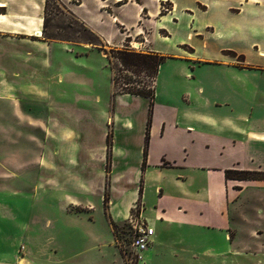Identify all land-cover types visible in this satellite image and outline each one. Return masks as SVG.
I'll return each mask as SVG.
<instances>
[{
    "label": "rangeland",
    "instance_id": "rangeland-1",
    "mask_svg": "<svg viewBox=\"0 0 264 264\" xmlns=\"http://www.w3.org/2000/svg\"><path fill=\"white\" fill-rule=\"evenodd\" d=\"M0 2L5 3L0 9L22 10L27 15L32 13L34 3L39 6V14L35 8L32 20L22 19L30 21L27 27L34 26L37 15L44 16L43 0ZM175 2L174 14L157 20V37L152 46L166 59L157 72L151 108L144 98L120 94L125 85L136 87L149 82L142 73L124 70L115 59L118 50L147 54L151 52L148 44L143 45V38L133 35L131 44H123L121 49L102 48L100 38L75 16L78 10H89L99 0H86L84 6H80L81 0H48L44 35L56 40H44L42 31L38 38L0 33V244L6 252L19 249L21 254L24 244L28 252L32 244L21 239L20 234L29 232L40 237L35 240L37 245L43 244L41 253L35 256L36 264H76L67 262L76 253H89L82 264L92 258L112 264L113 254L115 264H123L127 258L118 244L127 245V219L140 208V217L155 231L156 241L148 245L144 251H148L147 257L143 252L137 264H264L263 185H244L238 200L241 205L229 206V222L222 227L156 218L158 206L154 202L158 194L151 189L146 192V206L140 200V192L125 219L111 215L121 206H110L108 210L109 199L119 204L116 188L128 194L136 189L139 149L142 145L143 150L145 145L141 144L143 129L147 124L151 126L154 111L160 114L163 107L173 108L178 111L177 122L183 118L195 121L196 96L193 92L191 98L182 96V89L200 83L209 86L212 96L233 102L231 108L225 109L206 105L199 98L196 110L210 116L213 123L220 124L232 109L245 126L264 130V0ZM171 6L169 1L160 3L157 15L166 13ZM143 22L147 34L153 22ZM43 43L48 44V52ZM134 43L140 44V48L132 50ZM66 46L74 52H66ZM90 49L95 51L86 57H75V53L79 56L82 50ZM101 58L108 62L110 80L99 66V62L103 63ZM73 60L85 68L83 73L81 67L72 64ZM223 61L242 69L226 66ZM56 65L83 74L89 84L84 88L92 97L98 94L108 102L110 88L113 96H122L115 100L113 111H106L109 179L105 181L102 199L95 190L91 191L92 184L98 181L87 178L89 172L96 176V164L89 157L80 158L79 151L68 154L72 158L66 166L69 176L58 172L54 174L53 187L48 183V141L68 138L58 130L57 123L48 120V93L61 97L58 90L66 87L54 80ZM92 72L96 75L92 76ZM212 96L207 98L212 100ZM70 97L62 98L63 102L71 101ZM85 104L91 106L87 101ZM98 106L106 108L103 103ZM113 145L121 153L113 157L110 166ZM72 151L75 152L74 146ZM174 174L173 169H162L165 203L177 193L169 184ZM76 183L84 185V190H90L92 195L76 190ZM196 183L201 184L199 180ZM67 197L77 202L73 206L79 208L66 210ZM46 257L47 262H43ZM120 257L125 260L123 263Z\"/></svg>",
    "mask_w": 264,
    "mask_h": 264
},
{
    "label": "crops",
    "instance_id": "crops-1",
    "mask_svg": "<svg viewBox=\"0 0 264 264\" xmlns=\"http://www.w3.org/2000/svg\"><path fill=\"white\" fill-rule=\"evenodd\" d=\"M168 1L172 4L171 9L166 13L157 15L156 10H158L160 3ZM1 4L4 5L5 3L0 2ZM43 4L44 0L41 8H43ZM85 4L86 0H81L80 6ZM94 5L89 10H78L75 16L100 38L102 48L108 50L121 49L123 44H131L130 39L134 35V37L143 38V45L148 44L151 52L145 53L160 55L152 46L153 40L157 37V20L164 17L165 14H174L175 0H99V4L95 3ZM32 8V13L28 15L22 10L14 12L1 8L0 33L25 34L37 37L36 32H39L40 35L42 17L36 16V22L32 23L34 24L33 27H27L30 21L22 20L24 18L31 19L35 8H38L36 13L39 14V6L34 3ZM143 20L153 22L151 30L147 34H145ZM41 45L48 52V44L43 43ZM79 47H81V44H79ZM66 48V52L69 49L72 50L71 46L69 48L66 46ZM93 49L82 50L84 52L79 56L75 53V57H86L95 51ZM72 51L74 52V50ZM85 52H88V54H85ZM101 59L103 63L99 62V66L106 73V78L110 80L108 62L103 58ZM71 62L76 65V68L81 67V72H84L85 68L83 66H78L74 60ZM223 63L226 66H233L232 68L242 69V66L237 64L225 61ZM54 67V80L57 84L62 85L65 83L66 87L61 88L60 91L58 90V94L62 95L61 97L54 93H48V99L50 100V104H48V120L57 123L58 130L61 129V134L67 135L68 138H50L51 140L48 141V183L53 187L55 173L63 172L65 176H69L66 166L72 161V158L68 154L79 151L80 158L89 157L92 164H96V176L94 174L91 175V172H89L87 178H95L98 181V183L92 184L93 190L91 191L95 190L94 192L97 195H101L100 198L102 199L105 192V181L109 179V174L106 170L109 160L106 143V128L109 118L106 111L107 108L113 111L115 100L122 96H113L110 88L108 102L98 94L92 97L89 95V91L87 92L85 89L89 84L87 85V80L83 74L80 75V72L78 74L75 69L65 68L63 65H60L59 68L57 65ZM95 75L92 72V76ZM48 81H50L49 78ZM192 92L196 96L194 102L196 107L194 111L192 110L194 115L196 111L194 122L186 121L184 118L181 119V122H177L178 111L173 108L163 107V111L160 114L154 111L152 124L148 128L146 158L143 167L142 145L139 149L136 189L128 194V192L125 193L124 191L118 192L116 188L115 194L120 196L119 204L117 205V203L115 204L113 200L109 199L108 210L110 212V206H121V208L120 210L111 211L112 216L122 215V219H125L135 202L139 199V189L141 188L140 200L144 203L143 206H146L147 189H151L153 193L158 194L154 203L155 206H158L156 218L160 220L169 222L172 219H179L185 223L197 226L222 227L229 222V206L241 205L238 200L244 185L264 186L263 180L239 181L226 179L224 176V171L226 170L264 172V166H262L264 164V130L257 129L251 125L245 126L239 119L238 114L233 113L234 110L232 109L229 110L231 112L230 115H225L224 120L222 118V121L219 122L220 124L213 123L210 116L199 114L198 110H196L199 98L200 101L203 99L206 105L210 104L225 109L231 108L233 102L227 98L220 99L212 96L209 92V86L200 83H194V86L182 89L181 94L191 98ZM231 93L237 95L235 92ZM69 95L71 96V101L66 100L63 102L62 98H68ZM207 96H212L213 99L209 100ZM59 99H62L61 103L58 102ZM85 101L90 103L91 106H87ZM102 103L106 107L105 109L98 106ZM144 130L145 133L142 135L141 144L145 142L146 125ZM50 131H53L52 127ZM73 146L75 152L72 151ZM110 151V166H112L113 157L121 152L114 145ZM163 168L175 171L172 182L170 181L169 184L172 185L173 189L177 190V193L174 194L172 199L167 200L168 203L164 202L166 196L161 186ZM73 178L77 179L75 176ZM197 180L201 184L196 183ZM75 187L76 190H83L79 191L81 193L91 194L90 190H84V185L80 183H76ZM137 189L138 193H136ZM67 199L66 210L79 208L73 206L78 204L77 202L69 197ZM71 201L73 204L70 203ZM123 206L124 209L122 210ZM20 235L22 236L20 237L21 239L32 244L31 249L27 252L28 248L24 244L21 254L19 249L6 252L0 244V264H36L35 256L37 252L41 253L40 250L43 244L39 243L40 245H37L35 240L40 237L29 232H24ZM155 235L154 231L151 244L156 241ZM25 242L22 241V243ZM46 251L48 252V248H46ZM116 251L118 250L116 249ZM88 254H73L70 258L71 260L67 262L72 261L76 264H82V259ZM12 255L13 257H11ZM147 255L148 251L144 252V256L147 257ZM114 258L115 254L112 256V264H115ZM120 259L122 261L121 257ZM40 262L42 263V261ZM43 262H47V257L43 259ZM84 264L102 263L92 258L88 260V263L84 262Z\"/></svg>",
    "mask_w": 264,
    "mask_h": 264
},
{
    "label": "trees",
    "instance_id": "trees-1",
    "mask_svg": "<svg viewBox=\"0 0 264 264\" xmlns=\"http://www.w3.org/2000/svg\"><path fill=\"white\" fill-rule=\"evenodd\" d=\"M48 0H44L43 12L44 16L42 18V37L44 40L48 41L52 38L46 37L45 27L47 23V19L45 18V11L47 9ZM161 14V13H160ZM56 40V39H52ZM115 59L118 60V64L124 70H133L135 73H142L148 79V84L141 86H124L120 88L121 95H130L134 97L144 98L149 102V108L153 104L154 99V90H155V80L157 76V72L161 63L164 62L166 57L160 56L157 54H140L133 53L127 50H118L116 51ZM114 83V79H112ZM148 128L149 125H146V136H145V146L143 149V162L142 167L145 164L146 158V146H147V137H148ZM108 139V138H107ZM106 139V141H107ZM109 144H107V149ZM224 176L226 179H233L239 181H248V180H263L264 181V172L263 171H236V170H226L224 171ZM141 189H139V193ZM105 201V198L103 199Z\"/></svg>",
    "mask_w": 264,
    "mask_h": 264
},
{
    "label": "built area",
    "instance_id": "built-area-1",
    "mask_svg": "<svg viewBox=\"0 0 264 264\" xmlns=\"http://www.w3.org/2000/svg\"><path fill=\"white\" fill-rule=\"evenodd\" d=\"M135 49L137 48H132V50ZM133 209H135V207ZM126 223L128 227L127 245L121 246L118 244V247L122 248L124 251V256L127 259L125 261L123 257L121 258L125 263L137 264L142 259V253L147 249L148 245L151 244L154 230L141 219L140 208L139 210H134L133 215H129Z\"/></svg>",
    "mask_w": 264,
    "mask_h": 264
},
{
    "label": "bare ground",
    "instance_id": "bare-ground-1",
    "mask_svg": "<svg viewBox=\"0 0 264 264\" xmlns=\"http://www.w3.org/2000/svg\"><path fill=\"white\" fill-rule=\"evenodd\" d=\"M1 6H3V4H1ZM31 25V24H30ZM40 26V25H38ZM33 27V26H32ZM36 27V26H35ZM37 35H39V32H36ZM38 38V37H37ZM134 48H139V44H134L133 45Z\"/></svg>",
    "mask_w": 264,
    "mask_h": 264
}]
</instances>
